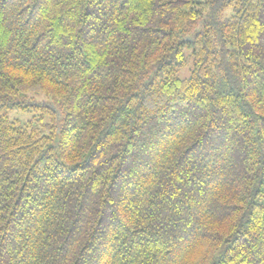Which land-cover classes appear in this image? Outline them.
<instances>
[{"label": "trees", "instance_id": "16d2710c", "mask_svg": "<svg viewBox=\"0 0 264 264\" xmlns=\"http://www.w3.org/2000/svg\"><path fill=\"white\" fill-rule=\"evenodd\" d=\"M0 264H264V0H0Z\"/></svg>", "mask_w": 264, "mask_h": 264}, {"label": "rangeland", "instance_id": "374dc122", "mask_svg": "<svg viewBox=\"0 0 264 264\" xmlns=\"http://www.w3.org/2000/svg\"><path fill=\"white\" fill-rule=\"evenodd\" d=\"M10 115L12 117H18L20 118L21 120H26L30 115L31 113H27V112H20V111H12L10 113Z\"/></svg>", "mask_w": 264, "mask_h": 264}]
</instances>
